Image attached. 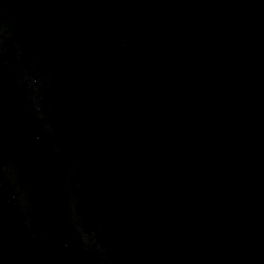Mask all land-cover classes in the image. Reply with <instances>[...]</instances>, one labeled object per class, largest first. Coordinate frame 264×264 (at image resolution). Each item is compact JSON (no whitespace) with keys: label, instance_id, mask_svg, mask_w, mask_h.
<instances>
[{"label":"water","instance_id":"1","mask_svg":"<svg viewBox=\"0 0 264 264\" xmlns=\"http://www.w3.org/2000/svg\"><path fill=\"white\" fill-rule=\"evenodd\" d=\"M0 264H264V0H0Z\"/></svg>","mask_w":264,"mask_h":264}]
</instances>
